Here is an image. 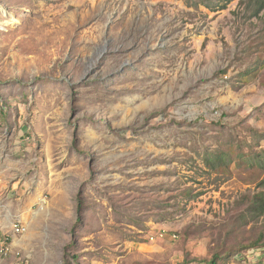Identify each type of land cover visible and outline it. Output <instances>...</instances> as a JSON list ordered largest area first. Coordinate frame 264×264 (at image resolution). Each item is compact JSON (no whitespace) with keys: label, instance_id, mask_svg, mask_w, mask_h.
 <instances>
[{"label":"rangeland","instance_id":"374dc122","mask_svg":"<svg viewBox=\"0 0 264 264\" xmlns=\"http://www.w3.org/2000/svg\"><path fill=\"white\" fill-rule=\"evenodd\" d=\"M254 8L0 0V145H24L45 198L0 264H264V210L253 208L264 196V9ZM59 176L72 188L63 213Z\"/></svg>","mask_w":264,"mask_h":264},{"label":"crops","instance_id":"0c3cea01","mask_svg":"<svg viewBox=\"0 0 264 264\" xmlns=\"http://www.w3.org/2000/svg\"><path fill=\"white\" fill-rule=\"evenodd\" d=\"M28 159L24 145H0V231L8 229L11 221L15 219H19L26 229L32 230L39 220V217L33 212L38 208V206L35 207L36 203L41 205V201H39L41 195L38 192L34 193L30 177L26 174L29 167ZM71 189L70 184L64 182L59 176L55 189L59 196L54 199L57 213L71 210ZM36 190H39L38 186ZM24 193L28 196L21 204L13 200L15 195H18L17 198H19ZM67 196L68 204L63 201ZM21 236L22 234L19 235V237ZM13 237H16L14 240H18L17 236Z\"/></svg>","mask_w":264,"mask_h":264},{"label":"built area","instance_id":"2783aa9c","mask_svg":"<svg viewBox=\"0 0 264 264\" xmlns=\"http://www.w3.org/2000/svg\"><path fill=\"white\" fill-rule=\"evenodd\" d=\"M44 198V197H43ZM43 203L45 202L42 201ZM26 231V227L21 223L19 219H15L11 221L9 225V230L7 232V235H5L2 239H0V254L1 255H7L12 250V242L11 239L9 240V237L12 238V236H19L23 234ZM165 231L163 229L157 230L155 233L151 234L149 236L150 240H155L156 238H163L165 236ZM177 236V233L174 232L171 234L172 238H175ZM18 254V252H16Z\"/></svg>","mask_w":264,"mask_h":264},{"label":"trees","instance_id":"16d2710c","mask_svg":"<svg viewBox=\"0 0 264 264\" xmlns=\"http://www.w3.org/2000/svg\"><path fill=\"white\" fill-rule=\"evenodd\" d=\"M250 3L252 2V4H254V11H253V14H258V12L261 10V9H264V0H249ZM253 204L255 206H253L254 209L258 210L259 212L263 211L264 210V196L263 194L260 192V193H257L253 196ZM255 247L254 244H251V245H247L245 247H242L240 249H238L236 252H241L242 250H252L253 248ZM235 252V253H236ZM241 254V253H239ZM210 263L211 264H217L215 262V259H211L210 260ZM205 264V263H204Z\"/></svg>","mask_w":264,"mask_h":264},{"label":"bare ground","instance_id":"6f19581e","mask_svg":"<svg viewBox=\"0 0 264 264\" xmlns=\"http://www.w3.org/2000/svg\"><path fill=\"white\" fill-rule=\"evenodd\" d=\"M14 21H15V18H13V22H14ZM42 201H44V198H43V197L41 198V202H42Z\"/></svg>","mask_w":264,"mask_h":264}]
</instances>
